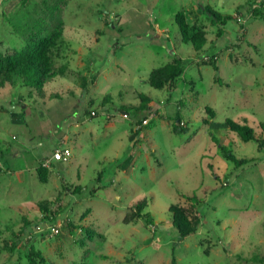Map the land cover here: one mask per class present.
<instances>
[{"label":"rangeland","instance_id":"obj_1","mask_svg":"<svg viewBox=\"0 0 264 264\" xmlns=\"http://www.w3.org/2000/svg\"><path fill=\"white\" fill-rule=\"evenodd\" d=\"M209 3L236 14L223 37ZM229 5L0 0V54L43 48L51 60L40 89L0 75V264H264V150L211 127L232 119L263 133L264 10L249 19ZM170 9L206 33L202 51L174 22L151 29ZM173 62L183 73L172 87L146 85ZM178 113L187 134L173 130ZM62 146L70 162H52L40 183L36 169ZM220 146L254 162L236 170ZM140 200L153 225L124 222ZM172 207L200 220L195 233L180 240Z\"/></svg>","mask_w":264,"mask_h":264},{"label":"trees","instance_id":"obj_2","mask_svg":"<svg viewBox=\"0 0 264 264\" xmlns=\"http://www.w3.org/2000/svg\"><path fill=\"white\" fill-rule=\"evenodd\" d=\"M204 10L211 16L213 24L216 25H222V23H225L226 20L234 19L230 16L222 17L218 12L210 8H205ZM174 19L179 28L182 43L191 44L196 52L202 51L204 49V45L207 43L206 33L202 29H195L192 31L188 25L186 14L184 12L177 13ZM218 34L221 35V29ZM47 54L48 53L43 48L31 51L30 53L22 52L12 56H4L0 54V75H3L6 79L5 81L7 82H14L19 79L28 87L40 89L44 79L46 78L47 72L50 71L49 67L51 60ZM210 63L215 71L219 70V67L213 59L210 60ZM182 73L183 67L181 62H173L167 66L152 70L148 83L152 88L157 90H161L166 86L172 87L175 80L180 77ZM147 101H151V99L145 95L141 96L142 103H147ZM123 110L126 111L125 109ZM175 121L178 125H173L174 132L178 134H187L188 130L180 127L182 118L179 113L177 114ZM247 124L248 123L246 121L235 122L232 119H227L222 126L227 129L228 134L233 133L238 135L244 143L253 141L257 143L260 150H264V124H260V128L263 133H260L259 135L251 126ZM215 125L222 127L219 126V124ZM212 139L215 141V137H212ZM220 149L222 154H224V157L234 164L236 170L254 162V159H238L227 149V147L220 146ZM36 172L40 183L47 184L49 182L50 171L48 168L39 166L36 169ZM181 196L184 198L188 197L193 205H199L201 202V200L195 195L187 196L182 194ZM147 204L146 200H140L131 205L129 209L130 212L126 215L124 222L128 224L136 219L144 218L147 225H153L154 222L152 219L143 213L147 208ZM42 210L47 211L44 207ZM171 213L173 214V226L177 229V235L180 240L197 231V228L201 223L198 218L191 221L184 211L176 207L171 208ZM32 253L43 260L39 252L37 253L34 248H32ZM172 264H176L175 258H173Z\"/></svg>","mask_w":264,"mask_h":264},{"label":"crops","instance_id":"obj_3","mask_svg":"<svg viewBox=\"0 0 264 264\" xmlns=\"http://www.w3.org/2000/svg\"><path fill=\"white\" fill-rule=\"evenodd\" d=\"M230 1V5L229 6H227V9L226 10H228L227 12H230L231 10H233V9H235V10H237V12H238V14H243V15H246V17L247 18H249L250 17V15L252 14L251 12H250V8L252 9L253 7L254 8H257L260 4H261V6L263 7V10H264V0H229ZM249 1H251L252 2V4L250 5V6H247L248 5V3H249ZM208 2V1H207ZM162 6H165L164 4L162 5ZM201 8H202V4H200L199 5ZM204 6V5H203ZM245 6V7H244ZM207 7H209L210 9H212V10H214V11H216V12H218L217 10H216V8H214V7H212V5L209 3V4H207ZM200 8V9H201ZM173 9H170V15L172 16L171 18L169 17V14H167L166 15V17L164 18L165 20L164 21H161L160 22V24L159 23H156L155 25L154 24H151V29L152 30H154L155 31V33L157 34V35H161V34H159V32H164V31H168L169 29L168 28H162L161 26H166L167 27V24H169V22H170V24L171 23H175V25H176V22H175V16H176V14L177 13H179L178 11H176L177 13L175 14V16H174V12L172 11ZM234 11V10H233ZM182 12V11H181ZM250 12V13H249ZM219 13V12H218ZM222 15V17H226V16H230V17H233V18H235V16H236V14H234V13H221ZM165 15V14H164ZM251 18V17H250ZM249 18V19H250ZM226 22V21H225ZM228 23H229V21L228 22H226V24H225V26H224V28H223V30L225 31V33H223L222 32V30H221V35L220 34H218L219 33V30L221 29H219L218 30V35H217V38H220L221 36L223 37L226 33H227V26H228ZM236 23V22H235ZM156 25L157 26H159L161 29H159V27L158 28H156ZM161 25V26H160ZM213 25H215V24H213ZM177 26V25H176ZM219 26V25H218ZM178 27V26H177ZM167 29V30H166ZM178 29V33H179V28H177ZM224 34V35H223ZM218 44V42L215 44V45H217ZM208 45V43H206V45L205 46H207ZM211 45H213L212 44V41L210 40V45L209 46H211ZM215 45H213L214 47H217V46H215ZM219 71V70H218ZM152 71H150V73H151ZM217 72V71H216ZM150 73H149V75H150ZM149 75H148V77H149ZM148 77H146L145 79L146 80H148L147 78ZM146 85H149V83H146ZM215 124H217V123H212V125H211V127H213L215 130H224V131H227V129L225 128V127H218V126H216ZM62 147H64V146H62ZM27 174H28V172H26ZM25 178H26V176H25V174L23 175H20V176H18V179L19 180H25Z\"/></svg>","mask_w":264,"mask_h":264},{"label":"built area","instance_id":"obj_4","mask_svg":"<svg viewBox=\"0 0 264 264\" xmlns=\"http://www.w3.org/2000/svg\"><path fill=\"white\" fill-rule=\"evenodd\" d=\"M93 116L97 115L96 112H92ZM127 116V115H126ZM148 121L144 122L146 124ZM71 160V150L69 148H67V146L64 147H60L58 149L55 150V152L53 153L52 157L48 160L45 161L43 167L47 168L50 167L52 162H62V163H68ZM53 232L58 233L59 230L53 228Z\"/></svg>","mask_w":264,"mask_h":264}]
</instances>
